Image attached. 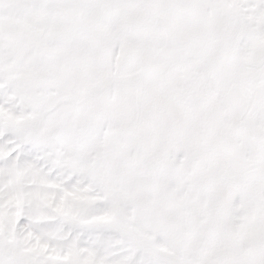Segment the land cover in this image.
<instances>
[{
	"label": "snow or ice",
	"instance_id": "snow-or-ice-1",
	"mask_svg": "<svg viewBox=\"0 0 264 264\" xmlns=\"http://www.w3.org/2000/svg\"><path fill=\"white\" fill-rule=\"evenodd\" d=\"M0 264H264V0H0Z\"/></svg>",
	"mask_w": 264,
	"mask_h": 264
}]
</instances>
